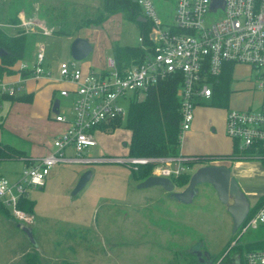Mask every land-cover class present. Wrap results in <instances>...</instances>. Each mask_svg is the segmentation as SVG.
I'll list each match as a JSON object with an SVG mask.
<instances>
[{
    "label": "rangeland",
    "instance_id": "rangeland-1",
    "mask_svg": "<svg viewBox=\"0 0 264 264\" xmlns=\"http://www.w3.org/2000/svg\"><path fill=\"white\" fill-rule=\"evenodd\" d=\"M154 4L163 22L171 24L176 13L175 0H154ZM102 5L103 0H0V25L14 34L26 33L29 47L24 61L33 62L44 44V62L51 66L53 77L59 75L62 61L73 58L71 42L77 36L88 39L93 46L85 58L76 60L77 64L84 70L100 71L107 68L108 58L113 57L115 43L136 45L140 36L137 23L121 13L95 25L93 20ZM15 10L38 16L51 33L6 26L7 15ZM22 61H17L16 69ZM261 81L256 70L235 65L228 108L260 107L264 103V88L258 87ZM45 83L44 80L34 83L31 102L0 100V119L3 118L0 140L32 154L43 152L44 143H53L58 122L54 120L52 101L45 118L41 117L45 113L44 96L52 90L50 83ZM54 97L60 99L61 111L72 116V97L59 92L51 93V98ZM121 105L127 111L130 103L123 101ZM205 107V116L217 124L225 108L212 105L210 100ZM96 138L98 145L91 148L93 154L129 156L131 131L126 126V117L115 127L96 133ZM226 148L229 151V143ZM1 164L0 174L10 180L20 178L25 168L23 160H6ZM209 164L230 167L252 205L264 196L263 161L232 156ZM129 166L117 162L54 166L45 186L29 188L28 196L35 201L32 224L0 208V264H29V259H35L37 264H188V260L198 258L191 252L208 251L215 257L231 239V244L234 240L240 243L230 249V255L239 252L237 247L242 249L244 243L258 239L264 243V226L241 236L233 232L232 217L210 183H199L193 200L185 203L172 198L171 192L161 186L139 189ZM200 166L195 164L189 171L192 174ZM87 169L92 171L91 177L82 189L73 193ZM186 185H176L175 191ZM146 194L154 196L135 205V200ZM24 225L31 228L35 242L28 239L22 229Z\"/></svg>",
    "mask_w": 264,
    "mask_h": 264
},
{
    "label": "built area",
    "instance_id": "built-area-1",
    "mask_svg": "<svg viewBox=\"0 0 264 264\" xmlns=\"http://www.w3.org/2000/svg\"><path fill=\"white\" fill-rule=\"evenodd\" d=\"M214 0H175L176 13L171 24L159 17L154 0H137L142 16L151 23L149 40L139 36L143 49L141 61L119 69L113 57L107 68L84 70L72 58L62 61L59 75L52 76L51 66L45 64L44 44L33 62L22 61L15 80L0 79V96H17L27 92L29 79H48L59 84L54 91L72 97V116L60 109L53 111L55 121L64 125L53 139L46 154L26 164L16 180L0 175V200L20 221L32 224L34 216L19 207L20 199L29 188L43 187L54 166L60 164H93L117 162L131 165L152 163V175L174 178L193 167L187 164L194 157L187 155L136 157L95 155L91 148L98 145L96 133L113 128L116 121L127 118L121 103L141 99L160 82L171 76L179 77L177 96L180 102V132L193 126L195 108L206 105L214 93V78H218L227 64L246 65L257 71L260 88H264V0H223L213 10ZM221 15L214 17L215 14ZM145 20V21H146ZM27 32L50 34V30L34 17H23L20 24ZM24 73H28L24 76ZM56 97L52 98L53 103ZM130 106V105H129ZM226 134L234 142L233 158H250L264 162V103L249 109H228ZM222 159H217L219 161ZM253 211L251 212V209ZM264 226V196L255 204L240 224L239 236ZM258 239L252 242L260 241ZM234 240L230 249L239 244ZM251 243V242H249ZM234 254L239 264H264V247H246ZM242 247V246H241ZM219 259L214 264H218Z\"/></svg>",
    "mask_w": 264,
    "mask_h": 264
},
{
    "label": "trees",
    "instance_id": "trees-1",
    "mask_svg": "<svg viewBox=\"0 0 264 264\" xmlns=\"http://www.w3.org/2000/svg\"><path fill=\"white\" fill-rule=\"evenodd\" d=\"M121 13L127 20L136 22L140 35L144 37L146 42L149 40V32L151 23L138 20L142 15L141 7L137 0H103V5L96 14L93 22L95 25L103 24L112 15ZM21 19L19 10H15L12 14H8L5 24L19 25ZM18 27V26H17ZM21 27V26H19ZM58 34H68L63 31H56ZM29 47L27 35L18 33L14 34L10 29L0 25V49L7 51V55L0 57V79L5 75H13L18 72L15 64L19 60H24ZM143 49L140 45H121L115 43L113 46V58L119 69L130 66L133 62L141 61L143 58ZM233 64H227L224 71L218 78H214V93L211 98V104L219 107H227L229 105L231 94V82L233 78ZM28 73H24V76ZM179 77L171 76L170 78L160 82L151 88L147 94L141 99H135L128 109L126 118V126L131 131V140L129 144L130 155L136 157H155V156H177L180 155L181 145V110L180 102L177 96V86ZM34 93L26 92L17 96L1 95L0 100L9 99L12 101H33ZM119 121H116L115 125ZM3 128V118L0 119V129ZM194 157L187 164L194 166L195 164H209L217 159H230L233 153L229 154H188ZM6 160H23L26 164L32 162L25 149L19 148L11 143L0 140V164ZM154 165L152 163L141 164L137 168L132 169L133 177L140 182L152 175ZM1 175V174H0ZM191 172L185 171L178 177L174 178V183L184 186L188 183ZM19 207L29 214L34 213L35 201L28 195L20 199ZM0 208L5 213H11V210L0 200ZM253 208L251 209V212ZM229 240L221 254L212 258V264L222 258L218 264H234V255L229 252L223 257L225 252L230 248ZM263 240L247 243L246 247L254 248L263 246ZM235 248L232 247V249ZM241 249V246L237 247ZM231 249V250H232ZM230 250V251H231ZM195 256V253H190ZM235 254V253H234ZM197 260H188V264H196ZM29 264H37L35 259H29ZM40 264V263H39Z\"/></svg>",
    "mask_w": 264,
    "mask_h": 264
},
{
    "label": "water",
    "instance_id": "water-1",
    "mask_svg": "<svg viewBox=\"0 0 264 264\" xmlns=\"http://www.w3.org/2000/svg\"><path fill=\"white\" fill-rule=\"evenodd\" d=\"M219 5L223 6V0H214L211 8L215 10ZM138 20L145 21L146 18L140 15ZM92 50V44L84 37L77 36L71 42V55L76 60L85 58ZM5 55H7V51L1 48L0 57ZM58 105L59 99H55L53 111L58 110ZM124 144L126 145L127 143L125 142ZM91 175L92 171L90 169L85 170L80 176L73 193L82 189ZM199 183H210L213 186L219 200L226 206V209L230 213L233 221L232 230L236 232L250 210V202L239 186L237 179L232 175L231 168L227 165L209 164L198 167L191 174L187 185L181 191H175L176 184L170 178L154 174L137 183V187L143 189L152 186H161L166 191L171 192L172 198L181 202L190 203L197 193L196 186ZM22 229L28 239L35 242L31 228L24 225ZM194 253L201 263L205 261V257L207 258L205 264L210 263L209 259L211 254L208 251L202 252L197 250Z\"/></svg>",
    "mask_w": 264,
    "mask_h": 264
},
{
    "label": "crops",
    "instance_id": "crops-1",
    "mask_svg": "<svg viewBox=\"0 0 264 264\" xmlns=\"http://www.w3.org/2000/svg\"><path fill=\"white\" fill-rule=\"evenodd\" d=\"M19 17L21 20L23 17H34V18H37L39 21H41L46 26V23L43 22L41 18L39 19L38 16H30L27 13H25V11H23V10H21L19 12ZM9 25L10 24H8V26ZM11 26H13L12 28L16 27V25H11ZM13 31H15V29H13ZM244 67H247V66L244 65ZM17 77H18V74L5 75L3 77V79L15 80ZM42 80L46 81L45 84L50 83L49 85H51V87H52V90L49 89L44 96L43 106L45 109V113L43 115H41V117L45 118V116L47 115L46 110L48 109L50 101H52L51 93L53 95L56 92V91H54V89L56 87H58L59 84L52 83L51 81H49L48 79H45V78H42L39 81H42ZM37 81L38 80L29 79L26 82L27 92H33L35 94L34 83ZM231 84H232V82H231ZM228 106L225 107V109H223V114H222L223 116H222V118H220V120L217 124H215L214 121H212V118H208V116L207 117L205 116V108H206L205 105L196 106L192 128L190 130L183 132V134L181 135L180 153L183 155H187V154H218L219 155V154L231 153L233 151V150L231 151V147L233 149L234 142L226 134V116H227V110L229 109ZM220 108H223V107H220ZM56 124L58 126L55 128V131H54L55 135L64 128V125H62L60 123H56ZM219 136L221 137V139ZM220 141L221 142L224 141V143H221ZM227 143H229V145H230L229 151L226 148ZM41 147L43 148V150H42L43 152H41L39 154H32L31 152L29 153L28 151H26V152L29 155V157H31L33 159L39 158L43 155H46L51 150L52 143H50V141H48V142L44 143ZM24 164L26 165L25 161H24ZM51 174H52V171H51L50 175ZM153 194L155 195V191H153ZM153 194H146V195L140 196V197H142V199H140V197L137 198V200H135V205H141V204L145 203L146 202L145 200L147 198H150ZM137 264H138V262H137Z\"/></svg>",
    "mask_w": 264,
    "mask_h": 264
},
{
    "label": "flooded vegetation",
    "instance_id": "flooded-vegetation-1",
    "mask_svg": "<svg viewBox=\"0 0 264 264\" xmlns=\"http://www.w3.org/2000/svg\"><path fill=\"white\" fill-rule=\"evenodd\" d=\"M212 258H213V257L211 256L210 259H209V262H210L209 264H212ZM206 260H207V258L205 257V261H206ZM205 261L201 263V262L199 261V259H198V261H197L198 263H197V264H205ZM233 261H234V264H238V263L236 262V259H233ZM239 264H241V263L239 262Z\"/></svg>",
    "mask_w": 264,
    "mask_h": 264
}]
</instances>
